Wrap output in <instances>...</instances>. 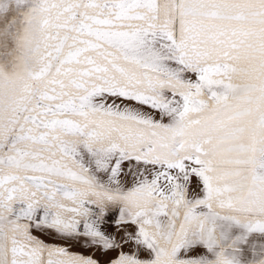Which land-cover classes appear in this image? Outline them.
<instances>
[{
    "label": "snow or ice",
    "instance_id": "6c2138e0",
    "mask_svg": "<svg viewBox=\"0 0 264 264\" xmlns=\"http://www.w3.org/2000/svg\"><path fill=\"white\" fill-rule=\"evenodd\" d=\"M0 264H264V0H0Z\"/></svg>",
    "mask_w": 264,
    "mask_h": 264
},
{
    "label": "crops",
    "instance_id": "0c3cea01",
    "mask_svg": "<svg viewBox=\"0 0 264 264\" xmlns=\"http://www.w3.org/2000/svg\"><path fill=\"white\" fill-rule=\"evenodd\" d=\"M109 231H111L112 229H108ZM74 250H76V251H82V249H79V248H77V249H74ZM86 254H90V253H86ZM97 255H99V253H97ZM102 258V257H101ZM103 259V258H102Z\"/></svg>",
    "mask_w": 264,
    "mask_h": 264
}]
</instances>
